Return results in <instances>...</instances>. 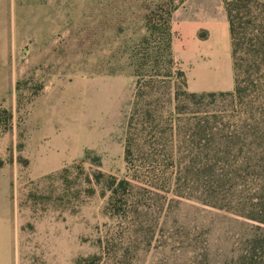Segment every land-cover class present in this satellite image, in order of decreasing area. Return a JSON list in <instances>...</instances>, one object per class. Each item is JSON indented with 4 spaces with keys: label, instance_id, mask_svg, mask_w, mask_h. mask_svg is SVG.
<instances>
[{
    "label": "rangeland",
    "instance_id": "1",
    "mask_svg": "<svg viewBox=\"0 0 264 264\" xmlns=\"http://www.w3.org/2000/svg\"><path fill=\"white\" fill-rule=\"evenodd\" d=\"M141 76L232 92L223 0H0V264H264L263 225L198 199L194 170L186 197L151 164L133 208L112 213L94 173L127 175Z\"/></svg>",
    "mask_w": 264,
    "mask_h": 264
},
{
    "label": "trees",
    "instance_id": "2",
    "mask_svg": "<svg viewBox=\"0 0 264 264\" xmlns=\"http://www.w3.org/2000/svg\"><path fill=\"white\" fill-rule=\"evenodd\" d=\"M229 23L234 74L232 92L196 94L172 91L168 80L138 77L133 107L127 122L125 161L127 175L119 179L102 171L95 182L109 193L112 213L133 208L142 179L150 180V165L174 168V191L193 196L198 173L201 200L260 223L264 227V0H223ZM179 76L184 73L179 71ZM164 91L151 94L154 87ZM231 100V128L220 125L212 105ZM211 101V104H207ZM95 162L100 164L99 157ZM90 180V178H89ZM91 181V180H90ZM162 182L161 179L157 181ZM100 256L76 264H100Z\"/></svg>",
    "mask_w": 264,
    "mask_h": 264
},
{
    "label": "crops",
    "instance_id": "3",
    "mask_svg": "<svg viewBox=\"0 0 264 264\" xmlns=\"http://www.w3.org/2000/svg\"><path fill=\"white\" fill-rule=\"evenodd\" d=\"M227 22H228V18H227ZM181 23V22H180ZM229 24V23H228ZM227 26V24L225 23V27ZM185 27V26H184ZM216 34H217V32H215L214 33V35L216 36ZM229 36H230V34H229ZM224 37H225V30H224ZM230 42H231V40H230ZM218 78H220V76L218 75V77H217V75H214L212 78H208V80L207 81H210V82H217L218 81Z\"/></svg>",
    "mask_w": 264,
    "mask_h": 264
}]
</instances>
